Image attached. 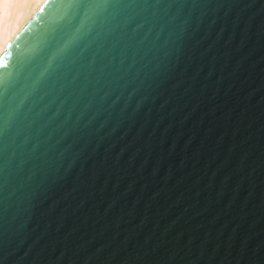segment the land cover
I'll use <instances>...</instances> for the list:
<instances>
[{
    "label": "water",
    "instance_id": "water-1",
    "mask_svg": "<svg viewBox=\"0 0 264 264\" xmlns=\"http://www.w3.org/2000/svg\"><path fill=\"white\" fill-rule=\"evenodd\" d=\"M248 2L252 8L241 13L236 29L194 38L189 75H198L209 89L208 100L199 106L187 100L177 104L184 85L145 99L137 109L139 92L129 96L127 89H114L102 99L98 93L85 108L88 97L77 100L67 90L34 83L49 63L55 46L51 30L62 13L50 4L42 22L31 23L16 41L10 66L0 67V92L15 83L7 103L18 113L0 159L24 155L39 141L49 155L62 153L65 164L76 156L73 171L84 156L91 164L105 151L110 159L119 154L121 174L108 193L115 202L106 213L108 201L98 194L92 206L58 225L65 201L49 210L50 197L40 205V216L22 214L11 228H0V264H248L236 254L241 244L257 249L264 242V36L257 31L264 0ZM224 47L235 50L239 69L218 59L217 73L231 75L216 87L206 76L208 56L201 53ZM213 102L219 112L210 115L207 105ZM225 102L232 130L216 129L223 135L217 143L207 128L221 118ZM148 141L151 151L143 148ZM233 144L234 158L241 150L250 154L247 168L223 164ZM129 180L135 186L125 190ZM149 237L159 250L146 256Z\"/></svg>",
    "mask_w": 264,
    "mask_h": 264
},
{
    "label": "snow or ice",
    "instance_id": "snow-or-ice-1",
    "mask_svg": "<svg viewBox=\"0 0 264 264\" xmlns=\"http://www.w3.org/2000/svg\"><path fill=\"white\" fill-rule=\"evenodd\" d=\"M21 3L43 7L37 8L36 15L14 38L6 43L0 41V67L10 66L16 41L28 31L32 22H42L43 14L51 4L62 13L59 23L51 30L55 46L48 65L38 72L33 82L67 90L68 95L77 100L88 97L85 108L98 93L102 99L114 89H127L129 96L140 93L136 105L139 109L145 99H155L177 85H184L176 96L178 105L186 100L194 106L206 102L209 96L207 83L196 74L189 75L196 44L194 38L197 34L207 35L213 30L219 36L230 28L236 29L241 25V13L252 8L248 0H0V25L6 14L3 5ZM10 11L7 10L8 13ZM257 31L264 36V20ZM234 51L231 47H224L216 52L201 53L202 57L208 56L206 76L216 87L225 83L226 75H231L230 72L217 73L218 59L231 68L239 69L237 60L233 62ZM14 85V82L9 83L0 92V156L7 148L4 138L18 116L7 103ZM207 112L210 115L218 113L216 103H209ZM225 127L232 130V114L227 110V102L221 118L213 119L207 132L215 134L217 143H222L223 135L216 134L215 130ZM233 135L238 138L239 129H235ZM187 143L190 146L191 140ZM151 147V141L143 145L147 151H151ZM235 148V144L227 147L223 164L234 170L247 168L250 154L241 150L236 159L233 154ZM49 151L48 148L42 149L37 141L24 155L15 157L13 153L15 158L0 159V228H11L22 214L40 216V205L50 197L49 210L56 203L65 201L67 210L57 218L58 225H62L70 214L92 206L98 194L105 195L108 201L102 211L106 213L112 208L115 201L108 193L116 187L118 180L115 178L121 174L116 166L119 154L110 159L105 151L91 164L88 163L89 157L84 156L73 171L76 156L65 164L62 153L54 157L49 155ZM196 158L197 154L193 153V159ZM261 163L264 165V159ZM254 172L253 168L251 173ZM134 186L135 181L129 180L125 190ZM152 195L157 196L158 193L153 192ZM180 195L182 197L183 193ZM228 207H231V202ZM122 217L123 213L119 219ZM76 230L77 226L73 225L71 231ZM158 250L159 244L153 248L149 237L145 255ZM236 254L248 264H264V242L257 249L242 243Z\"/></svg>",
    "mask_w": 264,
    "mask_h": 264
},
{
    "label": "bare ground",
    "instance_id": "bare-ground-1",
    "mask_svg": "<svg viewBox=\"0 0 264 264\" xmlns=\"http://www.w3.org/2000/svg\"><path fill=\"white\" fill-rule=\"evenodd\" d=\"M41 6L35 3L3 5L6 14L2 25H0V41L6 43L10 38H14L18 31L22 30L30 18L36 14L37 8ZM8 9L11 10L10 13L7 12Z\"/></svg>",
    "mask_w": 264,
    "mask_h": 264
}]
</instances>
